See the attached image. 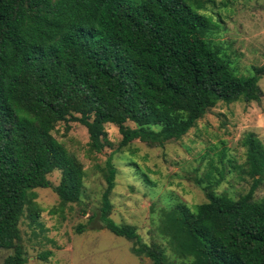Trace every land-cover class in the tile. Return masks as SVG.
<instances>
[{
    "label": "trees",
    "instance_id": "1",
    "mask_svg": "<svg viewBox=\"0 0 264 264\" xmlns=\"http://www.w3.org/2000/svg\"><path fill=\"white\" fill-rule=\"evenodd\" d=\"M208 1L0 0V248L12 250L2 264L27 262L19 222L34 189L81 201L85 171L53 134L59 122L85 126L90 152L109 144L106 124L118 127V149L133 140L162 146L220 102L261 99L262 68L240 75L211 40L220 24L203 12ZM245 143L247 192H217L223 168L212 167L219 177L209 171L204 185L196 181L205 201L160 210L158 231L173 257L160 242H143L134 225L111 220V155L98 166L106 183L100 220L154 264H264V195L254 197L264 145L253 133ZM54 170L61 171L57 185L48 179Z\"/></svg>",
    "mask_w": 264,
    "mask_h": 264
},
{
    "label": "rangeland",
    "instance_id": "2",
    "mask_svg": "<svg viewBox=\"0 0 264 264\" xmlns=\"http://www.w3.org/2000/svg\"><path fill=\"white\" fill-rule=\"evenodd\" d=\"M206 14L219 21L211 40L228 54L240 75L262 68L259 101L218 103L196 125L177 140L153 146L133 140L118 149L121 134L113 124L105 125L109 144L99 152L88 150V132L78 122H59L53 134L82 163L85 171L80 202L62 203L51 188H36L32 203L25 206L19 222L25 264H154L131 251L133 242L107 230L99 218L101 195L106 183L98 166L108 155L116 167L110 194V218L131 224L143 242H160L171 257L166 239L158 231L160 210L177 203L190 209L206 200L201 185L206 173L223 178L216 187L233 198L248 191L253 180L248 172L245 138L253 133L264 145V0H209ZM134 126L132 122H127ZM209 174V173H208ZM60 170L48 175L57 185ZM201 180V185L196 181ZM264 195V173L257 182L255 198ZM92 215V220L89 217ZM79 224H86L77 232ZM51 251L46 259L40 255ZM12 250L0 248V264Z\"/></svg>",
    "mask_w": 264,
    "mask_h": 264
}]
</instances>
